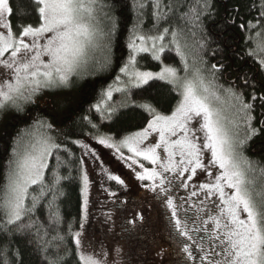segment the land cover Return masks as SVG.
Here are the masks:
<instances>
[{
  "label": "snow or ice",
  "instance_id": "obj_1",
  "mask_svg": "<svg viewBox=\"0 0 264 264\" xmlns=\"http://www.w3.org/2000/svg\"><path fill=\"white\" fill-rule=\"evenodd\" d=\"M135 7L141 16L146 8H151L153 27L158 34L130 37L128 48L132 54L119 67V73L126 80L121 81V76L117 75L116 80L124 87L115 90L125 94L123 106L133 111L143 109L150 119L138 132L118 141L112 136H100L98 143L114 149L121 159H130L129 167L139 164L143 169L136 172L137 179L152 182L148 187L162 194L171 210L176 231L193 241L182 247L189 261L264 264V179L258 184L255 178H249V173H255L256 168L242 155L249 141L264 134V93L258 94L255 80L247 76L243 83L252 89L248 94L237 89L234 82L227 88L223 85L213 87L227 69L223 60L208 65L199 56L195 65H189L184 52L187 44L180 43L186 35L185 29L169 25L160 30L162 23L167 24L172 15L179 14L185 26H190L188 30L193 36L196 35L193 29L203 33L202 18L214 15L213 0H195L191 6L173 5L169 0H139ZM247 8L251 18L241 19L238 27L245 33V41L255 44L246 55L255 61L256 71L264 74V0H249ZM105 9L111 23L108 31L102 32L97 26L98 12ZM112 11L113 5L107 0H17L15 8L12 0H0V114L7 117L13 112L24 113L28 105L40 102L36 97L45 90L70 89L74 77H79L89 63V49L100 39L110 46L118 32L119 20L109 15ZM236 17L239 18L238 10ZM167 36H171L172 48L165 47ZM42 40L46 42L41 43ZM196 43L201 50L208 47L204 36ZM173 49L181 58V68L163 64L164 58H170L165 54ZM218 51L222 50H212V54ZM138 53H150L153 60L163 64L161 70L157 73L138 70ZM111 64V55H107L100 70H107ZM181 70L184 76L179 75ZM205 71L211 80L206 81ZM150 80L166 81L178 91L180 99L170 115L162 114L151 104L137 103L136 96L142 93L132 89H142ZM221 90L234 110L231 119L216 106L222 99ZM112 91L110 87L104 93L105 99L92 106L102 118L111 119L115 114L116 109L107 104L112 99ZM102 103L106 107H102ZM84 119L92 128H97L89 117ZM37 123L39 127L33 132H22L16 137L6 170V183L0 197V264H26L29 251L34 253L36 264H106L103 252L98 254L85 247L81 231L72 232L69 227L74 248L69 247L65 236L61 235L63 217L55 201L63 195L61 181L71 177H63L54 169L51 181L46 184L45 169L54 150L59 152L63 148L67 156H71V152L47 134L53 124ZM72 143L80 144L79 141ZM122 149H127L132 156L126 158ZM205 152L210 153L207 164L203 160ZM91 155L95 157L94 152ZM136 158L156 167H144ZM56 160L58 167L60 157ZM210 167L220 170L214 180L188 183L198 169L211 178ZM259 171L264 178V168ZM109 179L124 183L118 176L109 175ZM177 180L179 183L174 184ZM81 181L82 221H86L89 190L86 172L82 173ZM33 185L39 188L37 195L29 191ZM174 188L192 190L187 196L179 197L178 204L173 196ZM50 193L53 199L46 205L41 203ZM26 200L30 201V206H26ZM185 204L189 206L185 209L186 216L194 209L193 216L200 226L193 231L207 234V246L193 240L188 221L178 217V210ZM45 206L48 219L42 221L36 214L37 211L42 213ZM83 227L81 222L80 228Z\"/></svg>",
  "mask_w": 264,
  "mask_h": 264
},
{
  "label": "trees",
  "instance_id": "obj_2",
  "mask_svg": "<svg viewBox=\"0 0 264 264\" xmlns=\"http://www.w3.org/2000/svg\"><path fill=\"white\" fill-rule=\"evenodd\" d=\"M169 2L173 5L183 4L191 6L195 3V0H169ZM213 2L215 4L214 15L211 18H202L203 33L193 29V31H196V35L193 36L191 31L188 30L190 26H185L184 22L179 18V14L172 15L167 24L162 23L160 30L162 31L163 27L169 25L172 27L179 25L185 29L186 35L181 39L180 43L182 45L187 44L186 49L192 50L191 60L194 65L199 56H202L208 65L223 60L227 65V69L214 82L213 87L223 85L224 88H227L230 83L234 82L237 89L248 94L251 93L252 89L245 87L243 83V78L247 76L250 80H255L257 93H264V87H261V85H264V74L256 71L257 65L255 61L246 55L248 50L255 47V44L246 42L245 33L238 27L241 19L247 21L251 18L247 8L249 0H213ZM107 3L113 5V11L109 15H114L119 20V30L112 38L111 45L108 46L107 42H105L104 59L107 55H111V66L105 71L94 67L85 78L74 83L70 89H64L49 99L28 105L24 113L13 112L7 117L4 114H0V195L2 186L5 183V171L11 158L15 137L25 126L30 127L38 121L53 124V128L47 130L48 134L71 152V156H67L63 148L59 152L53 151V155L49 157V166L45 169V182L47 184L51 181L54 169L63 177H71V179L61 181L60 188L63 195H60L55 203L59 205V213L63 217V223L60 225L59 230L61 235L65 236L68 246L72 248L75 245L68 230L70 227L71 231L75 232L80 225L82 207L81 176L83 173L78 146L72 141H81L88 137L100 135L120 138L142 129L148 119H150L148 113L143 111V109L137 108L133 111L129 107L123 106L125 94L115 89L120 85L116 80V76L120 75L119 67L126 63L129 55H131V49L128 48L130 37L138 34H158L157 29L153 27L152 10L150 7L146 8L144 15L141 16L138 8L135 7L139 0H107ZM12 6L14 8L17 6V0H12ZM183 10H186V8L181 9V11ZM237 10L239 11V18L236 17ZM106 11L107 9H105ZM233 20L236 21L235 24L232 23ZM110 23L107 17L106 32L110 27ZM202 36L206 37L208 43V47L203 50L199 49L196 43L201 40ZM169 37L165 38L164 43L168 44L167 48H172L169 45ZM216 49L222 51H218L213 55L212 50ZM136 60V68L140 71L157 72L161 69L160 62L153 60L149 53L136 54ZM180 72L184 73L182 70ZM203 75L206 81L212 79L206 71ZM110 87L113 90L112 99L108 100L107 104L112 105L116 111L111 119H107L102 118V114L97 112L92 106L105 99L104 93ZM132 91L142 93V95L136 96L137 103L151 104L164 115L170 114L180 99L179 93L174 87L161 81H150L142 89H132ZM220 94L222 101L225 103L228 97L222 90ZM101 106L106 107L103 103ZM104 115L106 116L107 114L105 113ZM14 116L18 118L14 119ZM85 116L89 117L97 125V128H92L91 124L84 119ZM242 136L243 131H241ZM242 155L256 168V172L251 173L253 177L257 176L260 179V183L264 179L261 178L259 171L260 168H264V134H260L249 141L242 150ZM57 156L60 157L61 161L58 167ZM144 184L143 187H146L148 183L144 182ZM33 189H35V192H33ZM29 191L32 195H37L39 188L33 185ZM145 195H147L146 190L142 192V201L145 203L146 199L150 197L156 214L154 225L157 228H165L164 214L160 210L158 198L153 192H150L148 197ZM52 199L53 196L50 193L46 200L41 203L46 205L47 201ZM25 204L30 206V201L26 200ZM141 206L142 203L139 205V212L142 217ZM36 215L40 220L47 221V207L45 206L42 213L37 211ZM26 264H36L34 253L31 251L26 256Z\"/></svg>",
  "mask_w": 264,
  "mask_h": 264
},
{
  "label": "rangeland",
  "instance_id": "obj_3",
  "mask_svg": "<svg viewBox=\"0 0 264 264\" xmlns=\"http://www.w3.org/2000/svg\"><path fill=\"white\" fill-rule=\"evenodd\" d=\"M97 26L102 32H106L107 17L105 15V10L98 12ZM170 40L171 36L169 37V41ZM44 42L46 41H41V43ZM105 42L106 41L103 39H100L98 40L96 46L89 49V63L84 69H82L81 75L79 77H74V83L85 78V76L88 75V73L93 70L94 67L100 69V65L103 63L105 56ZM136 43L139 44V41H136ZM164 44L167 48L168 44ZM169 45L171 44L169 43ZM184 52L187 56L189 65H194L191 60L192 50L186 49L185 47ZM166 56L170 58H164L163 64H169L177 68L182 67L181 58L176 54L174 49L170 53L166 54ZM163 64H161V67ZM157 72L154 71L153 73ZM183 74L179 72L180 76H184ZM120 76L122 77L121 81L126 80V78L121 74ZM150 81H161L167 83L163 80ZM119 84V87H124L122 82H119ZM169 85L174 87L172 84ZM59 91L62 90H45L44 92L40 93L36 99H49ZM216 106L222 109L223 114L226 117L230 119L233 118L234 110L231 109L228 99L225 103L221 99L220 102L216 103ZM38 127L39 124L35 122L30 127L25 126L22 128L20 133L33 132ZM100 136L88 137L79 141L80 144H77L81 162H83L82 172H86L89 179L87 220L82 221L83 212L81 207L80 224L83 222L84 227L81 229L79 225L77 230L83 233L85 247L88 248L89 251L95 250V252L98 254L103 252L105 254L103 259L106 261V264H182L180 262L181 252L178 245H180V242L191 245L193 241L187 240L186 237L181 236L179 232L176 231L171 210L167 207L162 194L153 192L148 187L152 182L148 180L141 181L137 179L136 172L143 171V169L139 167V164L129 167L131 160L121 159L119 154L116 153L114 149H109L99 144L98 137ZM153 136L158 139L156 134H153ZM123 137H113V139L118 141ZM150 139L152 138L150 137ZM81 145H87V147H81ZM92 152L95 153V157L91 155ZM122 152L126 158L132 156V154L127 151V149H122ZM136 159H138L140 163H143L144 167H156L149 161L143 160L142 158ZM209 159L210 153L205 152L203 156L205 164L208 163ZM209 171L212 173L211 178L208 177L207 173L198 169L197 175L192 181H189L188 183L191 185L193 183L199 184L207 182L209 179L214 180L215 175L219 174L220 170L218 167H210ZM109 175L118 176L122 181H124V183L120 184L115 180L109 179ZM249 178H255L259 184L260 179L257 176L253 177L251 172L249 173ZM4 182L6 183V181ZM144 182L148 183L146 187H143L145 185ZM173 183L176 184L179 183V181L177 180ZM144 190H146L147 193V195H145L146 197H148L150 192H153V194L158 198L160 202V210L164 214L163 218L166 225L165 228H160L159 225V228H157L154 225L156 214L152 207L150 197L146 199L145 203L142 201L143 197L141 195ZM191 190V188L188 190L183 188H174L173 196L176 200V203L179 204V197L187 196ZM2 196L3 186L0 197ZM193 199L195 200V198ZM141 203L142 217L140 216L139 212V205H141ZM101 206L104 210H101ZM188 207V204H185L178 210V217L181 219V221H189V217L185 215V209ZM193 212L194 209L189 210L187 215ZM92 220L94 221L93 226ZM96 220L98 224H96ZM90 224L91 229H88ZM188 228H190L189 224ZM97 229L99 233L97 232Z\"/></svg>",
  "mask_w": 264,
  "mask_h": 264
},
{
  "label": "flooded vegetation",
  "instance_id": "obj_4",
  "mask_svg": "<svg viewBox=\"0 0 264 264\" xmlns=\"http://www.w3.org/2000/svg\"><path fill=\"white\" fill-rule=\"evenodd\" d=\"M119 208H120V207H119ZM101 210H104V209H102V206H101ZM187 216L189 217V221H188V224L190 225L189 230H190V234H191L192 237H193V240H195V241H197V242H203V243H205V245L207 246V243H208V241H207V234H206L205 232H203V231H201V232L193 231V229H195V228H197V227L200 226L199 221H196V220H195V217L193 216V213L188 214ZM96 224H98L97 220H96ZM93 225H94V221L92 220V226H93ZM103 225H104V224H103ZM96 228H97V227H96ZM88 229H91V224H90V226H89ZM97 232L99 233L98 229H97ZM201 237H204V240H203V241H201ZM175 240H176V239H175ZM183 245H184V243H181V242H180V245H178V246H179V249H180V252H181V255H180V262H181L182 264H199V261H198V260H196L195 262H193V261H189V260L187 259V255H186V253H184V252L182 251V247H183ZM195 254H196V252L194 251V255H195Z\"/></svg>",
  "mask_w": 264,
  "mask_h": 264
}]
</instances>
